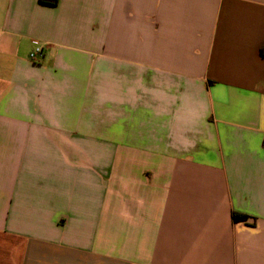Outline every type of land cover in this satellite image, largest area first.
Segmentation results:
<instances>
[{
    "label": "crops",
    "instance_id": "0c3cea01",
    "mask_svg": "<svg viewBox=\"0 0 264 264\" xmlns=\"http://www.w3.org/2000/svg\"><path fill=\"white\" fill-rule=\"evenodd\" d=\"M0 264H264V0H0Z\"/></svg>",
    "mask_w": 264,
    "mask_h": 264
},
{
    "label": "built area",
    "instance_id": "2783aa9c",
    "mask_svg": "<svg viewBox=\"0 0 264 264\" xmlns=\"http://www.w3.org/2000/svg\"><path fill=\"white\" fill-rule=\"evenodd\" d=\"M44 55V48L40 45H35L28 53V58L31 62L37 63Z\"/></svg>",
    "mask_w": 264,
    "mask_h": 264
},
{
    "label": "trees",
    "instance_id": "16d2710c",
    "mask_svg": "<svg viewBox=\"0 0 264 264\" xmlns=\"http://www.w3.org/2000/svg\"><path fill=\"white\" fill-rule=\"evenodd\" d=\"M40 3L49 4V5H56L58 0H38Z\"/></svg>",
    "mask_w": 264,
    "mask_h": 264
}]
</instances>
